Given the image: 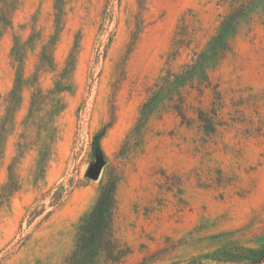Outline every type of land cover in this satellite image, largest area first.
I'll return each instance as SVG.
<instances>
[{
	"label": "rangeland",
	"instance_id": "obj_1",
	"mask_svg": "<svg viewBox=\"0 0 264 264\" xmlns=\"http://www.w3.org/2000/svg\"><path fill=\"white\" fill-rule=\"evenodd\" d=\"M9 1L3 11L10 25L0 39V127L7 125L0 133V187L14 181L18 188L0 206V264H62L116 164L114 153L134 125L146 87L168 66L180 19L198 21L190 49L199 51L228 6L149 0L145 28L122 69L135 0ZM234 47L236 56L212 72L224 96L220 134L207 137L197 123L186 128L166 113L151 121L142 150L122 167L116 227L130 253L121 264H232L214 254L264 248V14L250 32L241 30ZM190 53L184 50L171 67ZM59 82L64 90L57 91ZM35 92H55L58 113L47 105L32 114ZM111 101L115 122L100 142L105 158H97L91 141L109 122ZM190 104L193 117L197 108L211 110L206 98ZM45 119L52 132L43 157ZM96 161L99 172L91 179ZM60 183L65 189L55 209L48 192ZM29 207L41 214H27Z\"/></svg>",
	"mask_w": 264,
	"mask_h": 264
},
{
	"label": "trees",
	"instance_id": "obj_2",
	"mask_svg": "<svg viewBox=\"0 0 264 264\" xmlns=\"http://www.w3.org/2000/svg\"><path fill=\"white\" fill-rule=\"evenodd\" d=\"M135 1L137 10L134 15L133 30L121 61L122 69L145 28L143 15L149 0ZM220 1L226 3L228 9L222 16L215 32L205 41L199 51L190 49L198 21L194 20V15L190 17L184 15L180 19L172 36L170 52L167 54L168 66L158 81L146 87V96L139 106L134 125L126 133L123 142L114 153L116 164H111L110 172L100 188L95 204L78 224L72 249L63 258L62 264H121L130 253V248L119 238L116 227L118 213L116 186L122 167L142 150L145 137L151 132V121L160 120L164 114L171 112L179 119L180 125L186 128H191L194 123H197L202 133L207 137H217L220 134L219 128L225 125V121L223 117L218 118V114L223 109L224 96L212 72L221 66L228 57L236 56L235 38L241 30L246 29L247 32H250L255 18L264 14V0ZM9 2V0H0V39L5 29L10 25L9 18L3 11ZM55 11L56 21L59 22L62 10L58 6ZM184 50H190L189 59L178 68H172V62ZM114 83L117 84L118 81ZM64 89L62 83L59 82L57 91ZM234 93L236 94V91ZM55 95V92L47 94L35 92L31 99V113L41 112L47 105H50L52 110L58 113L60 105L55 99ZM17 98L18 95L14 93L6 100L8 111L11 110ZM190 98L199 100L206 98L211 107L210 112L197 108L194 113L195 117L190 115L189 112L192 109ZM111 102L109 122L99 129L91 141L92 155L97 158H105L100 142L106 131L115 122V106L113 101ZM233 106L236 107V101L233 102ZM40 124L43 125L44 136L39 141L44 157L52 127L47 119L41 120ZM6 126L5 121H2L0 133L6 131ZM38 171L42 172V167H39ZM17 188L14 181H9L0 187V206L8 201ZM64 189L65 184L60 183L48 192L49 206L55 209L60 206ZM26 213L33 216L41 214L39 211L32 210L31 207L27 209ZM214 255L216 258L224 255L223 261L232 264L264 263V248L246 251L233 247V250L218 252ZM207 257L208 255L205 258Z\"/></svg>",
	"mask_w": 264,
	"mask_h": 264
},
{
	"label": "water",
	"instance_id": "obj_3",
	"mask_svg": "<svg viewBox=\"0 0 264 264\" xmlns=\"http://www.w3.org/2000/svg\"><path fill=\"white\" fill-rule=\"evenodd\" d=\"M99 166H100L99 161H96L95 164L90 167L88 171V176L91 179H95L97 177L98 172H99Z\"/></svg>",
	"mask_w": 264,
	"mask_h": 264
}]
</instances>
